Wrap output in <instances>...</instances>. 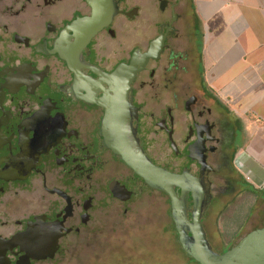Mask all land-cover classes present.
<instances>
[{"label":"flooded vegetation","instance_id":"1","mask_svg":"<svg viewBox=\"0 0 264 264\" xmlns=\"http://www.w3.org/2000/svg\"><path fill=\"white\" fill-rule=\"evenodd\" d=\"M203 47L193 0H0V264H53L91 246L108 207L158 190L117 152L125 130L202 181L207 230L246 191L241 121L206 80Z\"/></svg>","mask_w":264,"mask_h":264},{"label":"crops","instance_id":"2","mask_svg":"<svg viewBox=\"0 0 264 264\" xmlns=\"http://www.w3.org/2000/svg\"><path fill=\"white\" fill-rule=\"evenodd\" d=\"M193 1L206 80L241 121L236 167L264 190V0Z\"/></svg>","mask_w":264,"mask_h":264},{"label":"rangeland","instance_id":"3","mask_svg":"<svg viewBox=\"0 0 264 264\" xmlns=\"http://www.w3.org/2000/svg\"><path fill=\"white\" fill-rule=\"evenodd\" d=\"M263 197L264 190L249 186L225 211L219 212L220 203L205 227L215 251L230 249L258 225ZM96 221L91 246L65 250L53 264H198L183 252L171 226L170 200L159 190H143L127 213L110 206Z\"/></svg>","mask_w":264,"mask_h":264},{"label":"water","instance_id":"4","mask_svg":"<svg viewBox=\"0 0 264 264\" xmlns=\"http://www.w3.org/2000/svg\"><path fill=\"white\" fill-rule=\"evenodd\" d=\"M117 152L151 187L170 197L179 241L189 256L200 264H264V226L250 231L225 252L215 251L202 221L205 205L202 181L189 171L176 173L154 163L136 136L127 130L122 133ZM189 193L193 197L192 219L188 215Z\"/></svg>","mask_w":264,"mask_h":264},{"label":"trees","instance_id":"5","mask_svg":"<svg viewBox=\"0 0 264 264\" xmlns=\"http://www.w3.org/2000/svg\"><path fill=\"white\" fill-rule=\"evenodd\" d=\"M174 229H175V227H174ZM175 231H176V230H175ZM230 241H231V240H230ZM230 241H229V242H230ZM181 247H182V246H181ZM182 250H183V248H182ZM183 252L186 253L184 250H183ZM186 254H187V253H186ZM187 255H188V254H187ZM190 257H191V256H190ZM191 258H192V257H191ZM192 259H194V258H192ZM194 260H195V259H194ZM195 261H196V260H195ZM198 264H200V263L198 262Z\"/></svg>","mask_w":264,"mask_h":264}]
</instances>
